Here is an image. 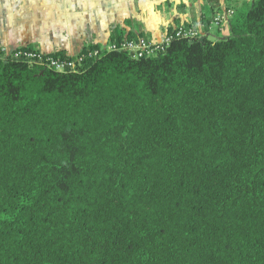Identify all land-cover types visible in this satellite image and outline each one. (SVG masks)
I'll use <instances>...</instances> for the list:
<instances>
[{
    "label": "trees",
    "instance_id": "obj_1",
    "mask_svg": "<svg viewBox=\"0 0 264 264\" xmlns=\"http://www.w3.org/2000/svg\"><path fill=\"white\" fill-rule=\"evenodd\" d=\"M233 8L154 56L0 58V264H264V0Z\"/></svg>",
    "mask_w": 264,
    "mask_h": 264
},
{
    "label": "crops",
    "instance_id": "obj_2",
    "mask_svg": "<svg viewBox=\"0 0 264 264\" xmlns=\"http://www.w3.org/2000/svg\"><path fill=\"white\" fill-rule=\"evenodd\" d=\"M237 0H0V47L75 55L87 44L141 36L153 42L192 25L211 40L230 36L226 10ZM249 1V0H248ZM224 15L222 27L212 21Z\"/></svg>",
    "mask_w": 264,
    "mask_h": 264
},
{
    "label": "built area",
    "instance_id": "obj_3",
    "mask_svg": "<svg viewBox=\"0 0 264 264\" xmlns=\"http://www.w3.org/2000/svg\"><path fill=\"white\" fill-rule=\"evenodd\" d=\"M248 1V0H241ZM250 1V0H249ZM234 8L226 10V16H229L232 22L234 17ZM224 15L217 13L214 16L212 24L222 27L225 23ZM202 35V31L196 26H179L170 32L163 34L162 39L153 42L141 36H127L120 38H111L105 44H100L95 48L80 51L75 55L64 53H43L39 49L29 48L27 51L17 49H7L0 47V58H24L34 60L37 64L52 68L58 72H75L80 70L88 60L97 58L103 51H124L134 59L154 56L177 37L194 38Z\"/></svg>",
    "mask_w": 264,
    "mask_h": 264
}]
</instances>
